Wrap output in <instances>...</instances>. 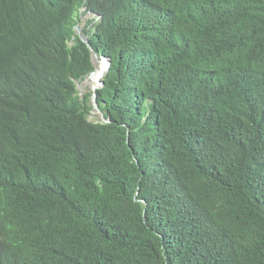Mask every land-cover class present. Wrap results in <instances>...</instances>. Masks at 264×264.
Segmentation results:
<instances>
[{"label":"trees","instance_id":"16d2710c","mask_svg":"<svg viewBox=\"0 0 264 264\" xmlns=\"http://www.w3.org/2000/svg\"><path fill=\"white\" fill-rule=\"evenodd\" d=\"M0 264H264V0H0Z\"/></svg>","mask_w":264,"mask_h":264},{"label":"rangeland","instance_id":"374dc122","mask_svg":"<svg viewBox=\"0 0 264 264\" xmlns=\"http://www.w3.org/2000/svg\"><path fill=\"white\" fill-rule=\"evenodd\" d=\"M88 18H89V15H88V13H86L81 18L80 24H83L84 21ZM93 63H94L93 64L94 69L98 68L102 72L104 71V67L106 64L105 60L98 58L96 61H93ZM98 79H99V77H98ZM94 81H95V75H92V73H90L87 77H85L83 79V81L76 83V87H77L79 95L83 96L85 93L92 91V88H93L92 85H93ZM88 118L94 122L104 121V118L102 117V113L98 110V108L96 107V105L94 103V97L92 98V110H91V113L89 114Z\"/></svg>","mask_w":264,"mask_h":264},{"label":"clouds","instance_id":"9594fccd","mask_svg":"<svg viewBox=\"0 0 264 264\" xmlns=\"http://www.w3.org/2000/svg\"><path fill=\"white\" fill-rule=\"evenodd\" d=\"M84 9L85 8H82L81 9V11H84ZM86 13H88V15H89V18H92V17H99V15H96V14H93V13H91V12H86ZM85 13V14H86ZM84 14V15H85ZM84 15H82V16H84ZM83 24H80V27L82 26ZM75 30H76V33L79 35V37H80V39H82V35H81V30H80V28H75ZM83 38H86V37H83ZM92 58H93V60H92ZM103 59V60H105V63H106V72L104 73V74H106L107 73V71H108V69H109V66H110V61H109V59L108 58H105V57H102V56H98L96 53H94L93 55H92V57H91V62H92V65L94 64L93 63V61H96L97 59ZM93 70H94V67H93ZM92 72V71H91ZM90 72V73H91ZM89 73V74H90ZM88 74V75H89ZM88 75H86L85 77H87ZM104 76V75H103ZM103 76H102V78H103ZM84 77V78H85ZM83 78V79H84ZM102 78L100 79V81L98 82V86L96 85V87L95 88H92V96H91V105H92V98L94 97V103H95V90L96 89H98V88H100L102 85H100L101 84V82L103 83V81H102ZM81 81H83V80H81ZM81 81H77L76 83H78V82H81ZM196 85V81H195V78L193 77V76H187V80H186V86H188V87H192V86H195ZM95 105H96V103H95ZM97 107V106H96ZM99 110V109H98ZM102 117H103V115H102ZM104 118V117H103ZM102 122H108V120L107 119H104V121H102Z\"/></svg>","mask_w":264,"mask_h":264},{"label":"bare ground","instance_id":"6f19581e","mask_svg":"<svg viewBox=\"0 0 264 264\" xmlns=\"http://www.w3.org/2000/svg\"><path fill=\"white\" fill-rule=\"evenodd\" d=\"M252 23V22H251ZM106 72V64L104 67V71L102 72L101 70H99L98 68L94 69L91 73L92 75H95V81L92 85L93 88L96 87V85L98 84V82L100 81V79L102 78V76L104 75V73ZM103 74V75H102ZM99 77V79H98Z\"/></svg>","mask_w":264,"mask_h":264},{"label":"water","instance_id":"95a60500","mask_svg":"<svg viewBox=\"0 0 264 264\" xmlns=\"http://www.w3.org/2000/svg\"><path fill=\"white\" fill-rule=\"evenodd\" d=\"M82 40L84 41V42H86V38H83L82 37ZM92 60H93V58H92ZM103 83L101 82V84L100 85H102ZM98 86V85H97Z\"/></svg>","mask_w":264,"mask_h":264}]
</instances>
